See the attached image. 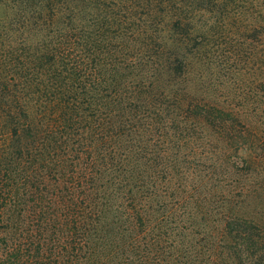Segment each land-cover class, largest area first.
Wrapping results in <instances>:
<instances>
[{
	"label": "trees",
	"instance_id": "1",
	"mask_svg": "<svg viewBox=\"0 0 264 264\" xmlns=\"http://www.w3.org/2000/svg\"><path fill=\"white\" fill-rule=\"evenodd\" d=\"M16 1L35 8L21 40L0 32V264H264L263 222L225 200L182 215V135L241 122L182 104L187 64L168 48L223 1L264 36V0Z\"/></svg>",
	"mask_w": 264,
	"mask_h": 264
},
{
	"label": "rangeland",
	"instance_id": "2",
	"mask_svg": "<svg viewBox=\"0 0 264 264\" xmlns=\"http://www.w3.org/2000/svg\"><path fill=\"white\" fill-rule=\"evenodd\" d=\"M34 4L0 0L3 40L9 33L21 40L24 12L34 11L30 12ZM240 5L246 12L247 3L223 1L216 8L212 3L210 11L196 13V30L182 50L171 46L172 38L168 41L170 52L182 54L187 64L172 85L182 94V104L205 100L233 110L241 122L233 138L193 124L190 134L182 135V215H194L197 222H203L208 218L206 211L225 200L235 212L264 223V93L260 72L251 59L253 46L261 50L264 36L253 37L251 19L237 18ZM255 16L260 20V14ZM161 33L171 37L170 31ZM236 146L243 148L237 151Z\"/></svg>",
	"mask_w": 264,
	"mask_h": 264
}]
</instances>
